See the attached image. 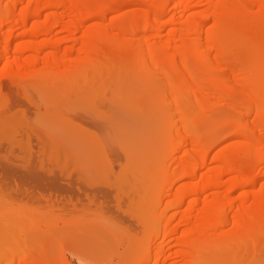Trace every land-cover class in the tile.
<instances>
[{
  "label": "bare ground",
  "instance_id": "obj_1",
  "mask_svg": "<svg viewBox=\"0 0 264 264\" xmlns=\"http://www.w3.org/2000/svg\"><path fill=\"white\" fill-rule=\"evenodd\" d=\"M8 1L0 0V8ZM127 1L133 0H14L7 11L9 19L0 23V45L5 44L4 48L8 54L0 55V116L6 117L13 113L23 116L31 110V106H34L37 114L40 113L41 103L36 102L29 88L20 82L27 75L47 79L48 76L59 72L63 73L64 79L67 77V81L86 74L97 66H122L134 58L138 63L132 61L129 65L136 64L133 68L135 75H147L150 78L146 80H151H147L148 86H161L162 91H166L163 89L167 87L171 91L172 97L168 105L175 106V112L173 114L172 110L171 114L175 117V113H178L177 117L188 133L186 143L189 146L182 160L193 162L198 158L199 151L201 153L200 163L194 165L187 173L184 169L180 171V176L187 174L191 178V181L187 182L188 188L185 187L187 190L184 188L187 194L183 191L184 194L179 199L168 201L161 211L160 219L167 218L165 221L168 224L181 215L177 224L162 232L165 238L172 235L176 240L173 245L177 247L174 257H180L181 264H256L258 253L264 252V0H134V3H140L136 11L131 14L125 12L110 22L105 20L109 13L123 10L122 5ZM97 17L98 21H90ZM19 28L25 29L28 37L25 41L13 45L14 31ZM58 29L69 31L71 35L81 32L79 37H71L73 42L80 44L78 51L75 50V57L72 52L76 43L69 52L61 53L59 48H56L57 51L42 54V59L36 54L24 56L27 50L50 46L51 41H47V44V39H43L44 44L38 38L51 35ZM139 31L143 32L140 38L128 36V33L134 35ZM65 39L67 38L59 39V42H65ZM38 41L42 42L39 43L40 46ZM53 46H56V42ZM11 51H14L13 57L9 55ZM40 62L43 65L40 66ZM110 73L111 70H107L86 80V89L93 95L98 91H105L110 82L104 77ZM142 76L138 77L143 78ZM5 78L10 81V86L3 83ZM50 81L52 80H49V83ZM147 84L145 83L146 86ZM31 85L35 90L41 91L43 88ZM7 86L13 90L7 89ZM144 102L150 108H156L154 102ZM96 108L99 109L98 106ZM71 109L69 114L73 113L69 118L81 122V133H85L82 139L85 136L88 140L89 137H94L95 133L106 134L108 131L109 127L103 118L92 119L88 114V117L84 115L86 113L82 114L84 109L80 111L82 113L75 108ZM215 116L219 118V122L212 124L214 121L210 120ZM173 121L171 119L169 126L171 124L170 128L175 132L179 119L174 123ZM30 123L27 128H16L17 131L19 129L24 132L20 134H23L22 137L27 139L26 141L16 140L13 143L15 136L0 138V193H4L0 195L1 202L3 200L7 203V200L11 201L14 196H23L32 200L31 203L45 201L46 205L40 203L41 208H47L48 203L52 206L55 203L58 204L57 207L65 208L66 205H71L75 209L87 200H98L100 205L96 206L100 212L121 210L120 201L115 203L112 199L121 200L120 191L123 190L119 188L120 191H115L114 187L112 190L108 185L88 187L89 183L86 181L87 186L83 179L88 172L82 169V172L78 171L80 163H73L76 158L72 160V164L77 167L73 165L77 174L75 177L72 170L66 168L71 163H66L64 168H58L57 165L54 167L53 164L44 165L46 161L44 162L41 156L47 153V150L54 155L56 148L64 149L68 140L72 141L73 137H58L60 139L56 138L57 142L53 138V142V136L43 130L46 127ZM205 127L209 129L204 130ZM228 128H233L235 142L215 151L223 142L218 141V135ZM12 131L15 132L14 129ZM105 134L100 135L103 137ZM112 142L113 140L108 142V145ZM22 143L27 144L26 150ZM110 145L112 148L108 146V150H104L103 160L98 162L102 164L95 167L97 173L112 174L116 164L122 170L123 158L127 160L128 157L130 160L133 157L126 148L122 153V149L118 151L114 144ZM35 146L38 148L36 151ZM17 147L22 152L24 149L26 153H16ZM49 157L48 159H51ZM39 160L41 164L37 167ZM54 160L58 161L53 157ZM49 163H52V160H49ZM80 180L82 183L84 181V184ZM176 185L177 182L174 181L162 189L161 203H164L163 199L175 195V190L182 191L185 184L177 185L178 187ZM247 187H251V190H245L238 197L233 196ZM211 189L214 191L205 195ZM189 196L191 199H187ZM187 200V208L181 209ZM171 207L176 210L168 217L167 213ZM155 211H149V214L146 212V215H153ZM8 216L5 215L6 218ZM135 216L140 222L141 216ZM21 219L23 220L22 217ZM10 223L12 225L14 220ZM182 224L187 225V228L181 230ZM123 228L128 231L127 227ZM159 234L161 231L156 233ZM136 236L138 235L132 238L137 240ZM163 241L159 245L156 244L158 248L156 247L154 264H169V260H166L169 256L164 255L168 247ZM144 242L151 249L154 237L144 238ZM149 254L151 255L148 253L147 257ZM37 257L26 254V259L21 260L23 257H19L16 264H42ZM10 259L7 263L15 264L14 260Z\"/></svg>",
  "mask_w": 264,
  "mask_h": 264
},
{
  "label": "rangeland",
  "instance_id": "obj_2",
  "mask_svg": "<svg viewBox=\"0 0 264 264\" xmlns=\"http://www.w3.org/2000/svg\"><path fill=\"white\" fill-rule=\"evenodd\" d=\"M133 1H127L125 2L126 4L123 3V10L109 13L105 20L110 22L112 19L125 12L131 14L136 11V9L140 7V3H134L136 0L134 2ZM13 3L14 0H9L2 8H0V23H2L3 20L9 19L10 16L7 17V11H9V8H11ZM98 20L99 18L97 17L90 21L95 22ZM142 33L143 32L140 31L136 32L134 35L128 33V36L140 38ZM14 35L15 38L12 40L13 45H17L19 42L25 41L27 39L26 37H28V33H26L25 29L23 28L16 29L14 31ZM72 35L69 31H60L59 29L51 35H42L38 38V40H42V42L45 44L43 39H47L46 43L47 41H51L53 45H55L56 42V46L59 47L53 46L52 43L50 46H48L49 48L45 45V48L42 47L43 49H38L36 46L38 50H27L24 53V56L29 57L33 54H36L38 57H40L42 54L45 55L46 52L56 50V48H59V52L61 53H65L66 51L69 52L70 49H72L71 47H73L74 43H76L71 40ZM80 35H82L81 32H77V34L74 33L73 36L79 37ZM64 37H66L69 41L65 39V42H59V39ZM125 38H127V33L125 34ZM42 42L38 41V44H42ZM59 43L60 45H58ZM125 43H127V41ZM40 44L38 46H40ZM4 45L5 44L0 45V55H8L5 51ZM79 46L80 44L78 42L74 45V52H72L73 57H75V54L77 53H75V50L78 51ZM9 55L13 57L15 55L14 51L9 52ZM40 58L42 59V57ZM135 60H137V58H135ZM132 61H134V58ZM131 62H125L122 66L112 64H105L99 67L97 66L86 74L79 75V77L77 76L76 78L67 81V77L64 79L62 77L63 73L59 72H56L57 74L54 73L55 75L53 74L52 76H48L47 79L44 77L37 78L35 76L27 75L22 81H20L29 88L33 98H35V101L37 100L36 102L41 103L42 108H40L41 110L38 114L34 109V106H31V110L23 116L18 113H13L6 117L0 116V138H14L12 136H15V139H12L13 143H15L14 141L16 140L23 142L25 138L22 137L23 134H20L23 131L21 130L20 132L19 129L20 127L27 128V125H29L30 122H33L34 124H40L41 127H46L43 130L53 136L51 141H53L52 139L55 138V141L57 142V140L60 139L58 137H67V139H71L73 137L72 141L68 140L69 142L66 144L68 146L66 147L65 145L66 148L64 147L63 149L60 147V152V148H56L58 150L57 152L56 149L54 151L55 146H53L52 150L54 151V155L51 154L50 151L48 153L47 150L48 154L44 153L43 156H41L44 162L46 161L44 165L53 164L54 167L57 165L58 168L59 166L60 168L61 166L64 168L69 163H71L66 168L68 169L69 167L68 170H72L73 174H75L73 176L75 177L77 174L73 167L76 164L79 165L78 163H80L78 171L82 172L83 170L89 173L85 175L86 178L83 177V179H85L84 181L89 183L88 186V183L86 182L88 187L92 185H100L99 187L108 185L109 187L111 186V189L114 187L115 191H118L119 188H121L125 194L119 190L120 194L122 195V199H117V201L116 199H112V201H115V203L120 201L119 203L122 205L121 210L123 209V211H111L113 214H111L110 211L108 212L109 214L107 212H100L97 207L99 204L98 200L96 202L91 201V205V202L86 199L87 201L84 200L86 202L79 204L80 206L78 205L75 209L74 207L72 208L71 205H64V210L62 207H57L58 204H53L52 201L51 202L53 206L47 201V208H41L39 207L40 203L42 202V205H44V203L46 205L45 201H41L40 203L39 201L38 203L34 202L37 205L32 202V205V200H28V198L23 196L16 197L13 195L14 198H12L14 200H7V203L2 200V202H4L2 203L1 198L0 264H8L7 262L11 260L10 258H12L16 264L17 261L19 262V257L24 258L26 254H32L36 257L38 256L41 260L39 262L42 264H154L156 259L155 254L157 251L156 247L158 248L156 244L158 243L159 245L162 240H164L163 244L165 243L167 245L166 247H168L167 249L165 247L167 252L164 254L165 257L166 255L167 257L169 256V258L166 259L169 260L167 263H182L180 257H174L176 256L175 251L177 250V247L173 245H175L174 243H176V240H174L172 235H169L165 238L162 233L164 229L170 230L175 224H177L180 221L181 215L179 214L180 216H177V218L174 220L172 219L173 221H170L169 224L165 221L167 218L165 217L166 219L161 220L160 215L162 213V208L167 205L168 201L172 202L176 198L179 199L182 194H187L185 191L187 189L185 187L188 188L187 182L191 181V178L187 174L184 177L180 176V171L181 169H184L185 173H187L194 165L200 163L199 159L201 157V153L199 151L198 158L193 162L182 160L184 159L189 146L186 143V137L188 133L183 129L180 118L177 117L178 113H175L177 114L175 117H173L171 114L172 110L174 114L175 106L173 104H171L172 106L168 105V102L172 97L170 89L166 87V89H163L166 91H162L161 86H148L147 80H151H146V78L150 77L145 74V76L138 74L139 77H143L139 78L137 74L135 75L133 68L136 66V64L134 65L133 63L138 62L134 61L132 63L133 65L130 66ZM39 65H43V63L40 62ZM129 67H131L132 70ZM107 70H111V73L104 78L110 82V85L105 91H98L96 95H93L88 91V89H86L84 82L86 80L92 79L101 72H107ZM28 73L29 72H27V74ZM49 80L52 81L49 83ZM53 80L56 81V83ZM3 83L8 85L10 81L5 78ZM31 84L39 87L41 86L44 89L41 88V91H39L40 89L35 90ZM147 87H149V89ZM7 89L10 88L7 86ZM7 89L5 90L8 91ZM144 101L154 102L156 110L150 108L148 105H145ZM96 105L99 107V109L96 108ZM71 108L77 109L78 112L84 109L85 112L83 110V113H80H86L84 115L87 116L88 114V116H91L92 119H95L96 117L103 118V121H106L107 126L109 127L108 131L105 130L107 131V135L103 132H100L99 134L95 133L94 137H89L88 140L85 138V136L83 137L84 139H82V136L85 135V133H81V122L75 118H69V116H72L73 113L72 112L71 115L69 114V112L72 111ZM212 115L214 116L216 114ZM216 116L213 117V119H211V117V120L209 119L212 122L214 121L213 123L211 122L212 124L219 122V118ZM104 118L107 120H104ZM170 118L172 121L179 119V126L175 132H173V130L170 128L171 124L169 126L171 121ZM109 120L110 122H108ZM221 120L223 119L221 118ZM218 124L220 125V123ZM16 128H19L18 131ZM206 128L209 129V127H205L204 130ZM13 129L15 132L12 131ZM16 131L19 134H17ZM47 133L46 137H48ZM221 133L222 132H220V135H218L219 133L217 134L220 136L218 141L223 140V142L219 147H217L215 151L223 147L230 146L235 142L233 128H228L222 134ZM100 134H105V137H102ZM78 135L81 137V139L79 137L77 138ZM96 135H98V137ZM34 137L35 136H33V138ZM75 137L77 139H75ZM106 137L107 139H105ZM56 138L58 139L56 140ZM100 138L103 140L102 142L104 144H102ZM108 139L111 140L108 141ZM75 140L76 142H74ZM112 140L113 142L109 143L108 145V142H111ZM110 144H114V147L117 148L118 151L122 149V153L123 151L127 150L129 154H133V157L131 155L132 158H130V160L128 157L127 160L123 158L122 162H124V164L122 163V170L118 164H116L114 166L115 171L113 170L116 174L113 171L112 174H106V172L97 173L95 171V167L97 164H102L98 162L103 160L105 154L104 150H106L108 146V148H112ZM105 145L106 147H104ZM25 146H27V144L22 147L25 149ZM101 146L102 148H100ZM36 148L37 147L35 146V151L38 150V148ZM124 148L126 149L124 150ZM24 149L22 150L26 153V149ZM15 151L16 153L20 152V154L22 152L18 147ZM24 152H22V154ZM34 153L36 154V152ZM35 154L33 155L34 157ZM46 154L47 156L49 155L50 157H48L51 159H48ZM53 157L58 161H53ZM173 159L176 161H173ZM49 160H52V163H49ZM72 160H74L73 163L75 165L72 164ZM39 162L41 161L39 160L37 162V167L41 164ZM64 162L65 164H63ZM87 167L89 168L87 169ZM58 168L57 172L59 171ZM83 174L84 173H82V175ZM76 178L74 179L76 180ZM82 180H80L81 183ZM84 181L82 184H84ZM174 181L177 182L178 186L180 184L181 186L182 184H185L182 191L180 189L178 192L175 190V195L169 197L168 199H163L164 203H161L160 193L162 189ZM177 185L176 187H178ZM117 187L118 189H116ZM176 187L175 189H177ZM245 190L249 191L251 190V187H247L243 191L235 193L233 196L238 197L243 194ZM213 191L214 190L211 189L205 193V195H210ZM2 194L4 193H0V195ZM187 196H185V199ZM187 199H191L190 196ZM187 202L188 200L181 209L187 208ZM13 203L16 204V206ZM29 203L31 204L30 206L28 205ZM89 203L90 205H88ZM84 204L86 205L84 206ZM67 208L69 210H67ZM71 208L73 211H75L73 212ZM146 210L156 211L153 215L150 214V216H147ZM175 210L176 209L171 207L167 213V216H170ZM114 213H116V215H114ZM143 213L146 217H142ZM120 214H125V216H121ZM5 215H9L11 217L8 216L7 218L9 219L6 220L7 218ZM135 215H137V217L141 216L144 221L140 218L141 220L139 222V219L135 218ZM13 220L14 223L10 225V222ZM15 221H17L16 224ZM2 223L4 224L3 226ZM5 226H7V228H5ZM124 226L127 227L128 231H126V228H123ZM180 227L181 230H184L187 228V225L182 224ZM158 231H161V234L156 235ZM132 234L134 236H131ZM135 235H138L136 236L137 240L134 239ZM149 236L154 237V244H152V247H150L151 249H149L144 242V238L147 239ZM148 253H151V255L149 254V257H147ZM257 256L258 261L256 264H264V252L258 253ZM23 258L21 260L26 259Z\"/></svg>",
  "mask_w": 264,
  "mask_h": 264
}]
</instances>
